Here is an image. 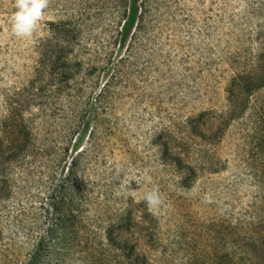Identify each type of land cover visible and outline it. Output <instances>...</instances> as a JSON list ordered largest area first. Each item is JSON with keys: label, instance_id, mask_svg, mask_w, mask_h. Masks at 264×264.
I'll return each mask as SVG.
<instances>
[{"label": "rangeland", "instance_id": "374dc122", "mask_svg": "<svg viewBox=\"0 0 264 264\" xmlns=\"http://www.w3.org/2000/svg\"><path fill=\"white\" fill-rule=\"evenodd\" d=\"M116 3L51 0L38 32L22 40L10 31L14 0H0V104L34 81L33 117L43 127V147L23 166L27 217L39 209L48 176L65 163L59 158L79 155L93 213L108 216L126 202L146 208L145 194L159 191L163 204L147 207L154 240L142 243L155 264H264V87L241 117L222 131L214 122L207 139L193 142L197 178L190 187L151 139L154 132L175 138L200 110L226 109L232 75L264 72V0H141L135 30L142 32L127 52L113 47L115 60L124 55L123 74L109 115L112 133L101 137L95 117L84 130L89 105L80 88L64 100L35 66L52 23H64L76 43L99 46V53L113 43ZM93 129L98 136L91 139ZM84 131L82 146H91V154H75ZM9 244H0V252ZM6 259L0 264H18L21 256Z\"/></svg>", "mask_w": 264, "mask_h": 264}, {"label": "trees", "instance_id": "16d2710c", "mask_svg": "<svg viewBox=\"0 0 264 264\" xmlns=\"http://www.w3.org/2000/svg\"><path fill=\"white\" fill-rule=\"evenodd\" d=\"M116 1L117 33L113 43L103 46L99 53V46L76 43V34L64 23H52V34L43 43L35 66V72L46 75L48 84L64 100L71 102L74 90L80 88L89 105L84 130H88L95 117L101 137L112 133L109 115L120 94L118 81L123 74L120 62L124 55L115 60L113 47L118 46V52L126 47L127 52V43L142 32V27L135 30L137 21L143 18L141 0ZM94 49L98 53L95 56ZM31 81L6 94L0 104V244L10 242L7 248L2 246L0 262L11 254L21 256L18 264H155L142 248L143 242L149 244L154 240L151 212L147 207L126 202L111 215L93 213L92 192L83 180L79 155L71 160L59 158L60 164L65 163L48 176L49 185L39 209L32 218L27 217L23 166L44 143L42 124L33 117ZM263 87L262 70L236 73L225 86L226 109L200 110L189 115L180 135L171 140L154 132L152 143L159 147L166 161L177 166L185 187L197 178L189 156L193 154V142L207 139L214 122L220 123L222 131L241 117L251 95ZM85 133L77 138L75 154H91V146H82ZM96 136L93 129L89 138Z\"/></svg>", "mask_w": 264, "mask_h": 264}, {"label": "clouds", "instance_id": "9594fccd", "mask_svg": "<svg viewBox=\"0 0 264 264\" xmlns=\"http://www.w3.org/2000/svg\"><path fill=\"white\" fill-rule=\"evenodd\" d=\"M51 0H14L15 11L10 17V31L18 39L32 38L45 20ZM144 200L149 210L158 209L163 200L158 190L145 194Z\"/></svg>", "mask_w": 264, "mask_h": 264}]
</instances>
